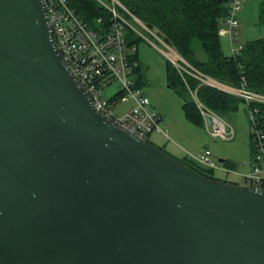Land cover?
Wrapping results in <instances>:
<instances>
[{
  "label": "water",
  "instance_id": "95a60500",
  "mask_svg": "<svg viewBox=\"0 0 264 264\" xmlns=\"http://www.w3.org/2000/svg\"><path fill=\"white\" fill-rule=\"evenodd\" d=\"M0 264H264V191L94 111L43 0H0Z\"/></svg>",
  "mask_w": 264,
  "mask_h": 264
},
{
  "label": "built area",
  "instance_id": "2783aa9c",
  "mask_svg": "<svg viewBox=\"0 0 264 264\" xmlns=\"http://www.w3.org/2000/svg\"><path fill=\"white\" fill-rule=\"evenodd\" d=\"M43 1L53 40L64 61L89 94L94 111L115 120L122 128L145 142L152 133L166 134V131L160 129L159 114L153 110L150 100L137 86V45L129 42L128 32L136 37H141V34L129 24L116 7L170 50L171 55H167V58L181 75L188 74L197 79L201 85L237 96L244 100L246 106L252 103L264 104V96L247 91L244 83L238 88L225 85L197 72L191 66H182L179 56L117 0H107L108 2L95 0L111 15V23L107 27L101 19H98L96 29L89 28L69 8L67 0ZM245 1H229L227 15L219 31L220 36L228 38L232 56L238 54L242 48L238 40V27ZM113 84H118V91L108 99L104 98V91ZM192 95L196 98L197 109L205 118V123L208 122L212 127L210 135L221 140H231L234 137L233 128L201 104L195 91H192ZM127 102H131L130 107L118 115L116 112L119 106ZM257 113L256 108L248 111L251 161L248 165V173L241 178L245 186L264 191V132L258 127ZM187 157L206 169L223 173L231 171L226 166L214 163L211 152L206 149L195 156L187 154Z\"/></svg>",
  "mask_w": 264,
  "mask_h": 264
},
{
  "label": "trees",
  "instance_id": "16d2710c",
  "mask_svg": "<svg viewBox=\"0 0 264 264\" xmlns=\"http://www.w3.org/2000/svg\"><path fill=\"white\" fill-rule=\"evenodd\" d=\"M229 1L118 0L197 72L219 83L237 88L244 83L247 91L264 96V36L244 42L236 55L226 56L222 51L219 31L223 27ZM254 1L259 7L258 23L264 26V0ZM67 4L91 29H96L98 19H101L106 27L111 23L110 13L95 0H67ZM128 40L132 44H138L137 37L130 32ZM194 41L198 42L200 50L205 55L204 60L197 57L193 48ZM136 75L137 86L141 88L144 84L140 81L142 75L139 63ZM183 75L182 79L172 64L168 65L166 75L168 85L178 90L177 93L183 99L184 115L193 125L202 127L203 122L191 99L192 91H195L198 101L218 117L236 112L239 102L245 104L244 100L237 96L201 85L194 77ZM246 107L248 111L257 109L258 127L264 132V104L252 103ZM179 161L196 173L215 179L208 175L212 170L205 169L188 158Z\"/></svg>",
  "mask_w": 264,
  "mask_h": 264
},
{
  "label": "rangeland",
  "instance_id": "374dc122",
  "mask_svg": "<svg viewBox=\"0 0 264 264\" xmlns=\"http://www.w3.org/2000/svg\"><path fill=\"white\" fill-rule=\"evenodd\" d=\"M104 1L108 2L107 0ZM116 9L141 34V37H137V59L142 75L140 81L144 84L141 86V89L150 100L153 110L161 117L160 127L164 131L167 130L168 139H165L158 133H152L147 138V142L178 160H183V155L177 151L178 148H175V145L182 147H186V145L179 142L173 135L180 137L185 142L187 141L189 146L193 142V149L188 150L192 155L195 156L206 149L211 152V159L214 163L227 167L230 166L229 168H231L229 173L212 170L208 173L209 177L228 184L245 185L241 176L248 173V165L251 161L250 123L246 104L239 102L236 112L219 117L233 128L234 137L231 140H221L220 138L212 137L210 135L212 127L208 122L207 124L205 123V118L201 114L202 127L190 123L184 115L182 109L183 99L177 93L178 90L170 88L167 82V67L169 64L171 65L167 55H171L170 50L165 48L151 33L123 14L119 7H116ZM258 14L259 7L257 2L254 0H246L243 5L242 17H239V43L243 44L246 41L264 36V26H260L258 23ZM152 33L156 35L154 31ZM193 48L199 59L204 60L206 58L200 50L198 42H193ZM221 48L226 56L231 54L226 38H221ZM173 52L179 56L182 66H190L175 50ZM183 76L182 74V79ZM118 89V84L111 85L104 91L103 97L108 99ZM190 96L197 107L196 98L192 95V92H190ZM130 103L127 102L126 104L120 105L116 113L118 115L121 114V112L130 106ZM220 161L223 162L219 163Z\"/></svg>",
  "mask_w": 264,
  "mask_h": 264
},
{
  "label": "crops",
  "instance_id": "0c3cea01",
  "mask_svg": "<svg viewBox=\"0 0 264 264\" xmlns=\"http://www.w3.org/2000/svg\"><path fill=\"white\" fill-rule=\"evenodd\" d=\"M242 14H243V11H242ZM242 14L240 15V18L242 17ZM221 38H226L227 39V41H228V38L227 37H223V36H221ZM130 107V106H129ZM128 109V108H127ZM161 118V117H160ZM161 120V119H160ZM159 126H160V123H159ZM160 129L162 130V128L160 127ZM156 133V132H155ZM159 135H162L165 139H168V135H167V130H166V134H161V133H158ZM173 135V134H172ZM174 136V138H177V140H179V142H181L182 144H184V145H186V147H182V146H178V145H175V148H178L177 149V151H179V153H182V155H183V158H188L187 157V154L188 155H192L191 154V152L190 151H188V150H192L193 149V147H194V143L192 142V143H190V145L191 146H189V143L186 141L185 142V140H182L180 137H178V136H175V135H173ZM184 141V142H183ZM188 148V149H187ZM250 148H251V146H250ZM176 151V150H175ZM194 156V155H193ZM189 159V158H188ZM191 160V159H190ZM221 162H223V161H220L219 163H221ZM200 166V165H199ZM223 166H225V165H223ZM202 167V166H201ZM204 168V167H203ZM206 169V168H205Z\"/></svg>",
  "mask_w": 264,
  "mask_h": 264
}]
</instances>
